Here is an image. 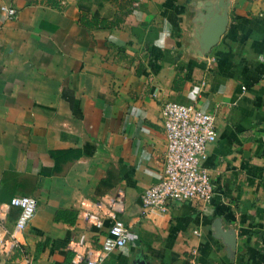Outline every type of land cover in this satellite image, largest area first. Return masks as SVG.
Wrapping results in <instances>:
<instances>
[{"label": "crops", "instance_id": "1", "mask_svg": "<svg viewBox=\"0 0 264 264\" xmlns=\"http://www.w3.org/2000/svg\"><path fill=\"white\" fill-rule=\"evenodd\" d=\"M218 1L0 0L15 10L0 9V202L35 201L23 230L16 208L0 223L17 242L0 264H68L79 233L97 247L108 223L85 228L78 204L118 191L135 239L101 264H264V0H225L224 32L200 54L198 17ZM166 101L213 116L212 194L142 211ZM216 223L234 231L232 257Z\"/></svg>", "mask_w": 264, "mask_h": 264}, {"label": "built area", "instance_id": "2", "mask_svg": "<svg viewBox=\"0 0 264 264\" xmlns=\"http://www.w3.org/2000/svg\"><path fill=\"white\" fill-rule=\"evenodd\" d=\"M0 9L7 17L15 14L11 7L1 6ZM160 116L164 136L163 168L160 177L140 194L141 210L155 208L164 211L166 203L170 201L207 202L212 194V185L201 161L207 145L215 139L212 114L192 105L166 101L161 105ZM10 208L18 211L14 229L21 231L34 214L35 201L28 195H15L0 202V223L4 222ZM122 209L120 191L79 202L77 217L85 228L99 230L105 223L108 226L97 247L91 244L84 233L71 239L68 246L72 257L68 264H101L111 251L135 239V234L118 219ZM5 233L0 232L2 258H7L17 245L13 234Z\"/></svg>", "mask_w": 264, "mask_h": 264}, {"label": "water", "instance_id": "3", "mask_svg": "<svg viewBox=\"0 0 264 264\" xmlns=\"http://www.w3.org/2000/svg\"><path fill=\"white\" fill-rule=\"evenodd\" d=\"M214 8L212 6L205 5L204 13L198 17L200 22V28L197 32V41L200 46V54H205L209 49L214 46L220 35L224 32L227 13V2L225 0H219ZM214 236L222 240L225 245L226 255L232 257L235 248V234L232 229H222L219 224L216 223L213 226Z\"/></svg>", "mask_w": 264, "mask_h": 264}, {"label": "trees", "instance_id": "4", "mask_svg": "<svg viewBox=\"0 0 264 264\" xmlns=\"http://www.w3.org/2000/svg\"><path fill=\"white\" fill-rule=\"evenodd\" d=\"M46 3H49V4H51L52 6H57V2H56V0L55 1H50V0H46ZM79 22H80V24H82V25H84V26H90V21H87L86 19H85V16H81L80 15V17H79Z\"/></svg>", "mask_w": 264, "mask_h": 264}]
</instances>
